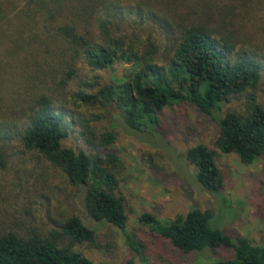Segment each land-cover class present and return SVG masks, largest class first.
<instances>
[{
	"label": "trees",
	"instance_id": "1",
	"mask_svg": "<svg viewBox=\"0 0 264 264\" xmlns=\"http://www.w3.org/2000/svg\"><path fill=\"white\" fill-rule=\"evenodd\" d=\"M263 43L264 0H0V168L31 160L38 179L54 170L92 219L118 228L147 259L119 194L127 180L113 148L120 128L153 135L169 108L174 120L195 109L217 122L222 153L246 164L264 158L256 94ZM242 96L244 106L226 107ZM72 134L78 148L63 143ZM185 155L199 184L220 195L225 176L215 152L197 143ZM213 217L192 207L170 219L145 211L139 221L164 264H186L179 254L206 249L234 254L205 264H264V242L231 235ZM8 223L0 226V264H107L85 253L100 247L99 234L75 212L46 230Z\"/></svg>",
	"mask_w": 264,
	"mask_h": 264
},
{
	"label": "rangeland",
	"instance_id": "2",
	"mask_svg": "<svg viewBox=\"0 0 264 264\" xmlns=\"http://www.w3.org/2000/svg\"><path fill=\"white\" fill-rule=\"evenodd\" d=\"M122 71L124 66H117L118 76ZM256 94L264 105V74ZM245 99L246 96L234 99L226 107H242ZM173 112L175 109L167 110L164 128L153 135L129 133L120 128L118 141L113 146L126 166L127 180L122 182L119 194L127 203V228L147 243L144 252L147 259L131 249L118 228L92 219L76 189L66 185L54 170H48V174L38 179L41 169H36L31 160L22 165L11 160L8 167L0 168V226L5 221L14 227L19 223L27 229L46 230L63 212H75L99 234L100 247L87 246L85 253L107 264H128L129 260L133 264H164L150 249L146 229L139 221L145 211L170 219L178 213H187L192 207L212 209L213 225L231 235L246 236L253 243L264 242V158L246 164L235 153H222L215 145L219 126L211 115L188 108L174 120L170 117ZM78 140L72 134L63 143L78 148L81 146ZM197 143L206 144L215 152L225 176L220 195L199 184L194 165L186 158L187 149ZM151 161L158 163L160 170H153ZM233 254L227 249H206L179 255L186 264H205Z\"/></svg>",
	"mask_w": 264,
	"mask_h": 264
}]
</instances>
